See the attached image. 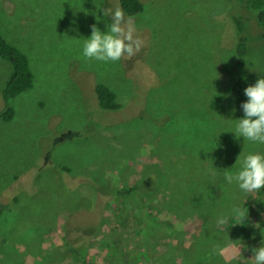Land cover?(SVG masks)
Here are the masks:
<instances>
[{
  "label": "rangeland",
  "instance_id": "obj_1",
  "mask_svg": "<svg viewBox=\"0 0 264 264\" xmlns=\"http://www.w3.org/2000/svg\"><path fill=\"white\" fill-rule=\"evenodd\" d=\"M141 1L142 12L123 11L140 50L103 63L80 54L90 25L109 22L92 15L95 0H0V32L33 73L5 121L11 64L0 57V264H81L83 253L88 264H250L264 201L245 199V225L216 221L245 198L224 171L264 153L229 131L242 116L235 19L248 64L264 75L256 11L241 0ZM97 83L120 108L98 105Z\"/></svg>",
  "mask_w": 264,
  "mask_h": 264
},
{
  "label": "clouds",
  "instance_id": "obj_2",
  "mask_svg": "<svg viewBox=\"0 0 264 264\" xmlns=\"http://www.w3.org/2000/svg\"><path fill=\"white\" fill-rule=\"evenodd\" d=\"M94 3L100 12V15L95 11L92 13L95 19L99 21L107 17L109 22L105 23L104 30L95 23L90 25V34L80 44L81 56L85 60L107 63L116 62L122 56L131 57L138 52L143 41L137 35V27L132 19L119 6H103L105 0H95ZM243 94L246 99L239 105L243 115L234 119L229 131L234 134V138H242L243 142L264 145V77H258L248 84ZM223 180L227 185H234L245 198L242 204L232 205L227 215L218 217L216 223L224 225L231 217L233 224H247L248 209L243 206L245 199L252 197L264 201V197L259 195L264 190V153L249 151L238 155L233 167L224 171ZM251 226L260 230L261 240L251 249L250 264H264V227L259 221L252 222ZM230 254L235 260L236 254Z\"/></svg>",
  "mask_w": 264,
  "mask_h": 264
},
{
  "label": "trees",
  "instance_id": "obj_3",
  "mask_svg": "<svg viewBox=\"0 0 264 264\" xmlns=\"http://www.w3.org/2000/svg\"><path fill=\"white\" fill-rule=\"evenodd\" d=\"M245 6L256 11V17L260 32L264 37V0H241ZM121 9L129 15L142 12L144 4L141 0H119ZM238 29L237 41L234 48V75L235 81L232 87L234 96V106L241 113L240 103L246 99L243 94V89L253 83L258 77H264L262 72H258L253 63L248 64L247 54V38L244 36L242 23L235 19ZM0 57L7 60L11 64L10 74L1 91V96L5 106L1 112V117L5 120H11L14 117V108L10 104L18 94L26 91L32 86L33 73L30 69L29 59L26 54L18 47L11 44L0 32ZM95 96L98 105L104 110H115L121 107V104L116 100V93L103 83H97L94 87ZM134 191L138 189L134 186ZM129 189L127 193H130ZM264 195V190L261 191ZM10 201H16V195L10 197ZM6 205L0 204V213L5 209ZM81 264H88L87 255L80 254Z\"/></svg>",
  "mask_w": 264,
  "mask_h": 264
}]
</instances>
